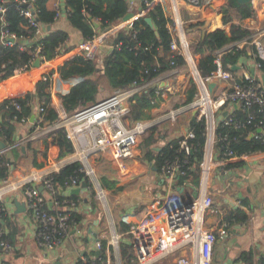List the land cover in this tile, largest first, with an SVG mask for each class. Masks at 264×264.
<instances>
[{"label": "built area", "instance_id": "built-area-1", "mask_svg": "<svg viewBox=\"0 0 264 264\" xmlns=\"http://www.w3.org/2000/svg\"><path fill=\"white\" fill-rule=\"evenodd\" d=\"M163 1L151 0L146 2L141 15L145 16L156 4L162 5ZM168 1L176 10L178 1L185 3L192 9L198 10L202 7V0ZM21 3L23 4L20 8V14L28 20L30 26L35 28V36H41L43 32L36 22L34 11L24 1ZM25 5L27 7H24ZM54 10L59 16L61 5L57 0L54 2ZM4 12L5 8L0 2V21L3 26ZM94 23L98 24L97 22ZM122 27H125V25L118 24L109 33L101 31L98 36L82 41L74 49L71 57L78 56L82 59L93 61L96 57L98 44L102 43L105 37ZM1 29L0 43L5 47L14 45L17 42L15 36ZM180 32L177 38L172 37L170 52L173 55L182 56L185 61V67L191 72L197 93L189 107L194 111L196 118L204 122L206 131L203 159L200 163L199 195L193 199L190 206L182 204L180 207L169 210L162 222L150 220L143 224L132 226L129 232V243L134 261L128 264H155L176 251L184 254L178 256L174 264H212L213 245L217 239L225 237L226 229L221 227L217 230H210L204 225L205 212L212 204V199L207 193L208 180L214 167H220L227 160L236 158L227 149L224 150V159H217V154L215 153L216 124L220 119H225L232 112L233 106L242 104L246 109L252 105L264 108V86L260 78L256 79L254 77L255 74L252 75L247 70L233 74L224 69L221 64L223 53L232 49H241L244 45L252 46L255 50V56L259 59H264V25L254 29L246 38L234 41L214 51L213 62L215 69L206 77H201L198 73L196 66L197 57L189 52V43L182 30ZM23 43V41H20V44ZM40 52L41 46H36L29 64L15 71L12 77L15 78L14 81L17 85L26 84L30 72L37 77V80L50 81L57 64L70 59L67 53H64L61 49L56 58L50 61L44 60ZM36 60L39 61V64L34 66ZM252 64L255 73H257L259 64L256 62ZM170 65L174 67V62L171 61ZM169 72V75H176L179 70L174 67L167 73ZM159 80L156 79L143 84L133 83L127 89L115 90L110 96L80 108L72 114H66L60 107L59 111H57V121L49 125L45 122L44 109L40 105H35L31 115L33 117L31 132L15 141L13 145L6 146V150H0L2 152L10 150L12 147H23L26 143L59 129H64L66 137L71 141L73 152L67 162L51 163L44 170L34 171L19 178L17 181L3 182L0 185V203L3 204L0 211H6L3 203L4 195L20 190L25 198L26 214L34 221L35 241L44 251L52 253L64 246L65 241L69 237L70 220L68 219V214L63 212L68 209L78 210L79 206L78 201L69 199V195L66 194L70 190L79 187L76 179L70 178L69 182L63 184V193L61 192L63 199L58 201L54 198L60 187L53 182L50 175L58 172L63 165L73 162L84 164L83 161H86L87 158H93L97 154H104L117 163L118 178L121 179L128 176V168L125 161L134 158L142 136L166 120L173 121L172 111L165 116H160L156 121L130 122L128 119L130 101L136 94L145 92L150 86L157 84L160 85V88L166 85L165 89L166 87L167 90L170 89L164 81L160 83ZM240 80H244L246 83H241ZM210 83H216L212 92L208 90ZM13 85L18 87L15 84ZM50 89L51 87L49 86L48 90ZM17 97L19 96L12 94L0 100V102L10 100V104L16 110H20V105L15 101ZM224 111H226V115L221 117ZM25 122V119L21 120V123ZM228 122L229 120L225 121L226 124ZM194 138L195 135L190 130L177 137L178 150L183 151L185 156L192 152L191 141ZM32 162L36 165L38 158L33 156ZM188 163L189 161L186 157L179 158L175 156L173 159H167L162 163L160 173L172 185L178 176L186 174L189 167ZM84 165L89 168H84L86 175L90 177L94 174L88 163ZM40 188L44 193L41 192ZM44 194L50 198L54 207L53 211L48 207ZM97 198L100 200L105 199V192L102 189H98ZM159 204V201H155L151 209L155 210ZM85 210L87 211L89 208H85ZM73 225L76 227L78 223L73 222ZM112 228L106 246L102 245V239H95V255L81 254L77 261L73 263L67 262V264H111V250H113L115 257L114 264H127V262L122 261L121 243L123 235L118 233L119 231L117 232L114 226ZM78 234L80 237H90V233L86 231L78 232ZM1 236L2 230L0 229V247L4 250H9L10 245L5 243ZM96 253H98V256H96Z\"/></svg>", "mask_w": 264, "mask_h": 264}, {"label": "trees", "instance_id": "trees-1", "mask_svg": "<svg viewBox=\"0 0 264 264\" xmlns=\"http://www.w3.org/2000/svg\"><path fill=\"white\" fill-rule=\"evenodd\" d=\"M24 1L35 13L37 24L41 27L43 34L35 36V28L30 26L28 20L20 14V8ZM49 0H0L5 8L3 14L4 26L0 21V29L6 30L15 36L17 42L9 47L0 43V82L12 77L18 68H21L31 61L34 48L41 46V56L46 61H50L58 55L60 49L66 53V42L68 34L66 31L56 28L55 21L58 19L56 10L48 8ZM151 1V0H147ZM66 17L69 25L76 29L83 40H89L98 36V29L113 28L120 24L121 18L126 13L123 0H64ZM145 3L142 4V10ZM255 10L249 7H240L232 13V23L228 31L225 29H215L202 34L195 43H190L189 51L197 57V70L201 77H206L214 69L213 53L234 41H239L249 36L253 31L244 26L241 22L245 19L254 18ZM151 18L153 28H150L144 21V17ZM145 16L139 17L128 26L122 27L113 32L106 40L107 49L100 53L99 63L73 56L58 66L57 72L61 79L78 78L77 85L67 94L60 95L59 100L62 109L66 114H72L80 108L97 101V95L103 89L102 80L105 81L112 90H124L133 83L143 84L156 80L162 74L172 68L178 70L185 67L182 56L173 55L170 52V42L172 35L169 26L172 21L166 17L161 4H156ZM94 22L98 23V28H94ZM224 24L223 18L221 19ZM49 26L50 29L46 30ZM29 36V39H28ZM23 41V44H20ZM23 47V48H22ZM246 47H250L253 53L252 61L259 64L254 77L260 78L264 75V59L255 56L252 46L245 45L241 49H232L222 54L221 64L224 69L231 71L241 57H247ZM252 56V55H251ZM174 62V67L170 62ZM248 66L245 70L249 71ZM233 74L239 71L232 72ZM241 83H246L240 80ZM50 81L39 80L32 91L23 96H19L15 101L20 105V110H16L10 104V100L0 102V140L7 146L14 144L15 125L21 123L22 119L29 121L35 105H40L44 109L45 122L49 125L58 119L57 111L51 106V99L48 93ZM158 85V86H157ZM150 86L145 92L136 94L129 105L128 119L130 122L151 120V110L156 108L162 101L161 93L164 90L160 85ZM197 93L196 85L190 80L189 88L185 91L184 105H189ZM251 117V119H250ZM229 120L226 124L225 121ZM188 130L195 135L191 141L192 152L185 156L184 152L178 150L177 138L167 141L162 148L157 151L148 149L144 145V158L153 161L154 166L160 171L162 163L167 159L186 157L189 161L188 170L185 175L178 176L177 184H189L198 187L200 183V163L203 159V147L206 141V131L203 121H199L194 114L188 123ZM31 132V131H30ZM51 135H56L60 143L61 157L70 155L73 152L71 141L66 137L64 129L55 130ZM158 136L164 133L156 132L153 128L147 136L149 140L153 135ZM253 135V136H252ZM50 136V135H48ZM47 136V137H48ZM216 145L215 153L217 159H224V150H229L236 158L249 155L257 151L264 150V108L252 105L246 109L245 106H233L232 112L225 118L220 119L215 129ZM34 141L26 143L23 147L28 149ZM45 149L46 141H43ZM22 147H12L10 150L0 152V181H5L10 176L12 160ZM34 152V151H33ZM12 157H11V155ZM35 165V164H34ZM51 178L58 189L55 200L63 199V184L69 182L70 178H75L77 185L87 188L90 196L95 195L92 182L84 172V166L80 162H73L64 165L58 172L52 173ZM100 185L103 189L114 188L115 182H108L100 177ZM121 190L117 188L116 191ZM44 193L43 190H41ZM62 192V193H61ZM76 200L74 194L68 197ZM3 206L0 203V208ZM70 220V230L74 229V223L82 221L83 216L77 210H65ZM7 224L6 211H0V221ZM227 222L245 223L248 216L242 211H235L226 216ZM129 225L120 223L121 231L130 230ZM1 229V225H0ZM1 239L10 243L9 236L3 234ZM8 243V244H9ZM102 245L105 244L101 240ZM243 264H254L250 254L244 253L240 256ZM260 264H264L262 260Z\"/></svg>", "mask_w": 264, "mask_h": 264}, {"label": "crops", "instance_id": "crops-1", "mask_svg": "<svg viewBox=\"0 0 264 264\" xmlns=\"http://www.w3.org/2000/svg\"><path fill=\"white\" fill-rule=\"evenodd\" d=\"M57 1L60 3V0ZM123 1L126 12L133 14H138L139 9L142 8V4L150 2L147 0ZM224 1L226 0H202V7L198 10L192 9L185 3L178 1L176 10L168 0H164L162 7L166 17L172 21L169 26V32L172 37L177 38L178 36L176 35L180 33L177 26H184L183 34L187 39H190L191 43H195L205 32H211L218 27L228 31L233 21L232 13L235 9L231 2L226 1L231 7L220 10L224 7L222 6ZM54 2L55 0H49L47 3L48 8L54 9ZM258 4L259 6L256 5V0H253L252 8L255 10V17L241 22L252 31L264 25V0H259ZM222 18L224 24L221 22ZM54 26L67 32L66 48L68 51L66 53L67 55H73L74 49L84 40L80 33L69 25L66 17V8L64 16L62 11H60V15L55 21ZM99 30L98 34L101 32ZM246 53L247 57H241L246 60V64L242 65L239 70L240 72L245 70L246 66L249 68V65L253 63V53L250 47H246ZM65 61L57 64L49 84L51 89L48 90V93L51 99V106L56 111H59L61 107L59 96L69 93L79 82L78 78L64 80L59 77L57 68ZM166 73L157 78L160 79V83L163 81L162 77ZM14 80L13 77H10L0 82V100L12 94L23 96L27 92L32 91L36 82L39 81L32 72H30L26 84L17 85ZM13 84L19 88L14 87ZM165 86L162 87L164 90L161 93L162 101L159 103L161 104L159 107L166 101V96H169L166 93L171 90L165 89ZM188 106L186 105L185 107L188 108L191 115L181 118L184 120V124L180 128L181 133H185L188 130L189 120L194 115V111ZM159 107L157 106L151 110L153 117L156 115L154 111H157ZM157 119H152V121H156ZM165 125H169L174 131L169 130L167 134L161 136L155 134L149 140H147L148 137L145 140L142 139L137 146L134 158L125 161L128 168V176L123 179L130 178V181L132 179L138 180L137 183L120 182L123 180L118 178L117 163L106 155L97 154L93 157L95 167H97V174L108 182H115L114 188L107 190L103 188L105 198L108 195L111 212L113 211V213L108 214L105 206L97 202L95 195L90 196L85 186H79L67 192L66 194L69 196L74 194L78 197L76 199L79 203L77 211L83 216V219L79 225L70 230L69 237L65 241L64 246L55 252L48 253L36 243L34 238V221L26 214L25 198L22 192L17 190L5 194L3 203L6 208L7 224L1 220L0 225L2 235L9 236L10 243L8 242L9 244H7L10 245V249L4 250L0 247V264L73 263L78 260L81 254L88 256L95 255V239L104 240V246H106L113 226L117 232L119 231L118 233H122L123 238H130V230L126 232L121 231L120 223L132 227L135 224H143L150 220L162 222L169 210L180 207L183 202L192 198L195 188H199V186H193L188 183L189 181L183 185H178L176 183L177 179L170 185L156 166H154L153 161L143 157L144 145L147 144L148 149L157 151L167 141L179 137L173 124ZM31 129L30 120L25 123H17L15 125L14 142L26 136ZM44 140L47 145L46 149L43 142L39 141V144H35L34 141L30 148L26 149L22 147L14 155L11 162L10 176L5 181H0V185L3 182L17 181L19 178L34 171L44 170L51 163L59 164L60 162H67L69 160L70 155L61 157L60 143L56 135H50ZM0 142L2 141L0 140ZM33 156L38 158L36 165L32 162ZM140 184L148 187V191L152 194V197L146 198L140 195L138 192ZM117 188H121V190L116 191ZM113 193L116 195L114 196ZM207 193L212 199V204L204 215L205 227L210 230H217L221 227L226 229L225 237L217 239L213 245L212 264H243L240 256L244 253L250 254L254 260V264H260L262 260L264 261V150L227 160L222 166L214 167L208 180ZM44 195L48 207L53 211L54 207L50 198L46 194ZM155 201H159L160 204L155 210H152L151 208ZM85 208H89V210L86 211ZM235 211L244 212L248 216V220L245 223L230 224L227 222L226 216ZM110 215L111 225L109 220ZM83 231L90 233V237H80L78 232ZM91 233H94L96 238L92 237ZM128 244L130 246L129 239ZM121 253L124 260L125 253L122 247ZM183 254V252H173L155 264L164 262L171 256L174 257L171 258L170 264H174L178 256ZM126 262L127 264L129 263V261Z\"/></svg>", "mask_w": 264, "mask_h": 264}, {"label": "rangeland", "instance_id": "rangeland-1", "mask_svg": "<svg viewBox=\"0 0 264 264\" xmlns=\"http://www.w3.org/2000/svg\"><path fill=\"white\" fill-rule=\"evenodd\" d=\"M165 1H167V0H165ZM226 1H229V3L231 2V4H232V0H226ZM226 1H224L223 5H222L224 7H222L220 10H223L224 8H227V7H231L230 4L227 3ZM258 2H259V0H256V5L257 6H259ZM177 28L180 31L182 29V32H183L184 26H177ZM217 29H221V27H218ZM180 33H178L177 35H179ZM110 35H108L107 37H105V39H104V41L102 43L98 44L96 57L93 60V62H95V63H99L100 62V61L98 62L97 59H98V57H101V55H99L100 53H104L106 51V49L108 47L107 44H106V40L109 38ZM185 38H186L187 42L190 45V43H191L190 39L189 38L187 39V37H185ZM68 57L71 58V55H68ZM65 58H63V59H65ZM169 74H170V72L169 73H166L162 77V80L164 81V83L167 84L170 87V89H171L170 92L166 93L169 96H166V101L163 102V105L161 107H159L161 104H158V107H159L158 110L157 111H154L155 112L154 114H156V115L154 117H152L151 120H149V121H152V119L155 120V118H159L160 116H165L169 112L172 111L173 112V120L174 121L166 120L161 125L158 124L160 126L157 125L156 127H153V128L156 129V132L167 134V131H169V130L171 131L172 129L169 127V125H165V124H173L174 125L173 127H176V130H177V132H178V134L180 136V134H183V133H181L182 131L180 130V128L184 124V120L181 119V118L182 117L185 118V116L188 117V116L191 115L190 114V111L188 110V108L185 107L186 105H184V101H185V91L189 88L190 80H192V75H191L190 70L188 68H186V67L182 68L181 70L179 69V72L176 75H169ZM102 84H103V89H101L99 91V93H98V95L96 97L97 100H101L103 98H106V97L110 96L115 91V90H112L109 87V85L105 81H103V80H102ZM166 89H167V87H166ZM151 115H152V112H151ZM29 120H30V118H29ZM169 121L170 122H173V123H170ZM164 127H166L167 130H166V128L164 129ZM150 131L146 132L142 136V138L139 140V142H141L142 139L145 140L146 137L150 134ZM172 131H174V130H172ZM48 135H51V134L48 133L46 135L40 136L37 140H34L35 141L34 143L35 144L36 143L39 144V141L40 142H43L42 140L46 139ZM17 140H19V139H17ZM83 163L84 164L88 163V166L94 172V174H92L89 179L92 182V185H93V189L95 191V197H96L97 202L98 203H102L105 206L106 211L108 212V214L113 213V211L111 212V204L109 202L108 195H106V198L105 199H102V200H100V199L97 198V191L99 189L98 187H100V189H102L101 186H100L102 184V182H99L100 181V175L97 174L98 172L96 170L97 167H95V161H94V159L92 157L91 158H87V160L86 161H83ZM84 164H82L84 166V168L89 169ZM120 180H123V181H120V182H130V184H134V183H137L138 182V180H134V179H132L130 181V178H127L125 180L123 178H121ZM102 191H104V190L102 189ZM113 195L115 196L116 194L113 193ZM109 220H110V225H111V215L109 216ZM116 224H117V222H116ZM128 239H129V237L128 238H123L122 243H121L122 250L125 253L124 254V260H123V256H122V261L123 262H126V261L133 262L134 261V257H133V255L130 252V246L128 244ZM110 253L112 254V257H111V261L110 262H111V264H114L115 257H114L113 250H111ZM172 257H174V256H171L166 261L161 262L159 264H170Z\"/></svg>", "mask_w": 264, "mask_h": 264}, {"label": "water", "instance_id": "water-1", "mask_svg": "<svg viewBox=\"0 0 264 264\" xmlns=\"http://www.w3.org/2000/svg\"><path fill=\"white\" fill-rule=\"evenodd\" d=\"M252 4H253V0H232V5L234 7L235 10L239 9L240 7H249V8H252ZM60 5H61V11H62V14L63 16L65 15V4H64V0H60ZM24 7H27L26 5ZM141 12H142V9L140 8L139 9V12L138 14H133V13H130V12H126L124 14V16L121 18V22L119 25H129L130 23H132L134 20L138 19L139 17H142L143 15H141ZM144 21L145 23L150 27V28H153V23H152V20L150 17L148 16H145L144 17ZM94 28H98V24L94 23ZM50 27L47 26L46 27V30H49ZM114 28H106L104 30H99V31H103L104 33H109L111 31H113ZM101 60V57H98L97 61L99 62ZM39 64V61L36 60L34 62V66L38 65ZM243 64H246V60H244V58H240L238 60V62L232 66L230 69L232 72H235V71H239L240 68L242 67ZM249 72L254 75L255 74V69H254V66L253 64H250L249 65ZM260 80L264 86V75H260ZM216 85V83H210L208 85V90L210 92H212L214 86ZM226 115V111H224L221 115V117L225 116ZM220 117V118H221ZM33 120V117L31 116L30 118V122H32ZM0 150H6V145H4L2 142H0ZM12 166V165H11ZM84 186V184L82 185ZM100 189V187H98ZM138 192L140 193L141 196L143 197H152V194H150V192L148 191V187L144 184H140L139 187H138ZM199 195V188H195L194 190V193L192 195V198H190L189 200L183 202L182 204L183 205H186V206H190L193 199L197 198ZM92 234V233H91ZM92 237H95V234L93 233L92 234ZM96 238V237H95ZM98 255V253L96 254Z\"/></svg>", "mask_w": 264, "mask_h": 264}, {"label": "bare ground", "instance_id": "bare-ground-1", "mask_svg": "<svg viewBox=\"0 0 264 264\" xmlns=\"http://www.w3.org/2000/svg\"><path fill=\"white\" fill-rule=\"evenodd\" d=\"M245 46V45H244ZM15 79V78H14Z\"/></svg>", "mask_w": 264, "mask_h": 264}]
</instances>
